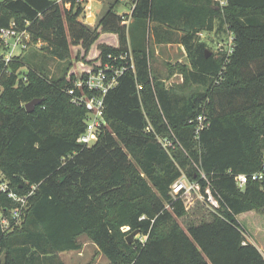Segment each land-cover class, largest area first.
Returning <instances> with one entry per match:
<instances>
[{"label": "trees", "instance_id": "1", "mask_svg": "<svg viewBox=\"0 0 264 264\" xmlns=\"http://www.w3.org/2000/svg\"><path fill=\"white\" fill-rule=\"evenodd\" d=\"M119 2L91 30L79 22L86 1H0V28L15 22L33 44L45 43L51 57L68 63L54 80L34 64L32 48L0 65V185L20 196L33 192L20 225L5 231L2 218L12 221L19 204L0 190V264H39L40 256L44 264H64L59 254L80 251L83 235L109 264H264V250L238 221L251 216L264 240V0H227L223 7L216 0H132L128 26ZM205 32L233 34L228 63L201 40ZM103 34L115 35L117 45L102 41L90 56ZM151 39L184 47L191 68L168 67L186 83L168 87L153 69ZM127 53L134 70L106 95V125L85 147L78 138L87 111L67 91L109 56ZM75 63L79 76L71 71ZM35 99L42 104L29 114L25 106ZM202 114L211 126L197 137L191 121ZM198 168L223 202L210 220H191L186 232L177 223L189 215L186 201L174 199L171 186L185 174L204 188ZM256 173L262 180L237 186L235 175ZM134 232L145 242L130 244Z\"/></svg>", "mask_w": 264, "mask_h": 264}, {"label": "built area", "instance_id": "2", "mask_svg": "<svg viewBox=\"0 0 264 264\" xmlns=\"http://www.w3.org/2000/svg\"><path fill=\"white\" fill-rule=\"evenodd\" d=\"M61 1L63 0L58 2ZM81 1L85 2L87 0ZM216 2L221 7L227 5V0H216ZM134 9L135 5L131 8L130 14H124L121 16L124 25L129 24L130 20L127 15L132 16ZM32 44L31 33L27 29H19L15 22H11L8 27L0 28V65L4 64L7 68L10 63L20 57L25 50H28ZM216 48L218 53L225 55V62L228 63L235 50V37L233 34L229 33L223 42H216ZM118 59H129V61L126 65L118 67L113 62H116ZM128 70H134V63L131 54L127 53L119 58L109 56L108 61L102 66L100 65L99 68L89 70L86 78L82 79L77 77L74 81V87L67 91L69 96H71L73 104L79 107H84L87 111L86 129L78 138V142L83 146L91 147L98 142L100 132L106 125V95L117 87L119 84V78ZM2 89L3 87L0 83V92ZM191 123L195 124L197 137L211 126V122L206 114L198 116L197 119L195 121H191ZM151 129L152 127L149 125L148 130ZM159 141L166 148L173 146V144L167 139H159ZM198 170L201 175V179L205 182L204 188L200 181H190L185 175H183L171 186L170 194L174 199L179 196L184 199L194 197L208 206L212 212L217 213L218 210L221 209L223 200L213 189L211 181L207 175L200 168H198ZM262 178V173L251 175L238 174L234 176L236 184L240 189H245L251 181H260ZM0 190L7 193L10 199L19 204V208L13 212L12 221L5 216L2 218L3 229L5 231H9L15 226L20 225L22 217L28 209L29 198L32 196L33 192L26 196H20L14 192L6 182L1 183ZM126 230H129V228H126ZM145 239L146 237H143L140 241L144 243Z\"/></svg>", "mask_w": 264, "mask_h": 264}, {"label": "rangeland", "instance_id": "3", "mask_svg": "<svg viewBox=\"0 0 264 264\" xmlns=\"http://www.w3.org/2000/svg\"><path fill=\"white\" fill-rule=\"evenodd\" d=\"M115 2L116 0H87L83 15L79 18V22L83 23L84 25H87L91 30H94L101 21L102 17L104 16L105 10L108 8L109 5H112ZM133 5L134 4H132V0H120L116 10L118 11V13L125 12L120 16L124 14H130ZM127 16L128 19L131 21V16ZM128 36L130 40V31H128ZM200 38L202 41L207 42V44L213 49V51L217 52L216 42H223L227 38V36H224L222 33L216 35L215 32H205L200 36ZM102 41H107L112 45H117V38L115 37V35L103 34L100 39L92 46L90 56L96 54V52L98 51V45ZM152 41L153 39L150 40L149 46L153 69L158 72V74L163 78L164 82L168 87H177L186 83L185 78L182 74L178 73V70H176V73H174L173 75H170V69L168 67V65H184L187 66V68H191L190 60L184 47L180 44L157 46L154 45ZM129 45L131 46L130 43ZM46 46L47 45L45 43L38 41L36 44H32L30 48L35 50V52L33 53V60L35 62L34 64L41 68L42 66L45 67L46 72L49 74L50 78L54 80L64 75L68 63L60 62L59 60H56L51 57L45 49ZM72 50L73 56H75L78 51V47L72 48ZM95 59H97V57ZM77 66L78 64L75 63L71 71L77 72L78 75L79 69ZM21 70L24 73L22 77H24L25 73L28 71V68L26 66L23 67ZM0 177H2L1 172ZM185 201L187 210L189 211V215L183 219H179L177 223L186 232H188L187 227L191 223V220L197 223L202 220H210L209 215L212 211L210 210V208H208V206H206L204 203L194 197L185 199ZM258 218L262 223L264 222L263 216L258 215ZM238 221L244 227L248 239L252 240L254 244L257 245L261 251H263L264 240L259 241V239L256 237L258 233H255L254 230L255 220L252 219L251 216H247L239 217ZM123 231H127L126 228H124ZM136 238H140L141 240L143 237L137 236L135 237V239ZM78 241L82 245V249L80 251L64 252L59 254V258L64 264H109V260L102 254L100 249L95 245L89 235H83L79 237ZM39 258L40 262L38 263L44 264V256H40Z\"/></svg>", "mask_w": 264, "mask_h": 264}, {"label": "water", "instance_id": "4", "mask_svg": "<svg viewBox=\"0 0 264 264\" xmlns=\"http://www.w3.org/2000/svg\"><path fill=\"white\" fill-rule=\"evenodd\" d=\"M208 56H209V55H208ZM42 101H43L42 99H35V100L29 102L28 104H26L25 108H26L27 112H28L29 114L33 113V112L36 110V108L42 104ZM137 235H139L138 232H134V233H132V234L128 237V242H129L130 244H132L133 241H134V239H135V237H136Z\"/></svg>", "mask_w": 264, "mask_h": 264}, {"label": "crops", "instance_id": "5", "mask_svg": "<svg viewBox=\"0 0 264 264\" xmlns=\"http://www.w3.org/2000/svg\"><path fill=\"white\" fill-rule=\"evenodd\" d=\"M121 1H124V0H121ZM111 5H109L108 6V8L105 10V12H104V15L106 14V12L108 11V9H109V7H110ZM127 11V10H126ZM128 12V11H127ZM117 13H118V11H117ZM123 13H125V12H123ZM123 13H118L119 15H121V14H123ZM203 33H201V34H199V36H201ZM250 240V239H249ZM251 242H253L252 240H250ZM254 243V242H253ZM259 248V247H258ZM260 249V248H259Z\"/></svg>", "mask_w": 264, "mask_h": 264}]
</instances>
